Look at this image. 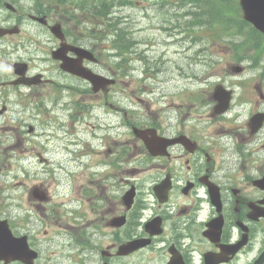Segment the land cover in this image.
<instances>
[{"label": "rangeland", "instance_id": "374dc122", "mask_svg": "<svg viewBox=\"0 0 264 264\" xmlns=\"http://www.w3.org/2000/svg\"><path fill=\"white\" fill-rule=\"evenodd\" d=\"M29 2L40 4L42 0H30ZM132 2L133 3L123 7H114L113 12L110 14V17H119L122 21L121 25L129 28L128 34H122L125 39L121 36L115 37L106 56H104V46L109 45H107L104 40L101 41V39L94 38L90 43V47L96 52L98 59V62L92 63L93 67L96 69L97 64L101 65V68L104 69L102 74L106 77H112V83L114 84L109 83L105 86V90L99 89L93 91L86 81H80L76 78L69 77L71 81L70 84L74 85L75 89L78 90L77 93L72 94L77 95L80 93V106L84 111L80 112V109L77 111L73 110V113L69 117H65L64 111H60L58 108L63 103L62 98L57 97L54 92L50 90L41 91L40 89H43V87H38L40 90L38 94L37 92H27L23 96L16 97L17 94L14 92V99L7 100L6 103L10 106L11 112L5 113L3 117H0V139L3 142L2 154L0 156V190L5 185V193L10 194L12 197L22 199L25 193L28 195L32 185L40 186L42 179L45 180L48 191V187L52 185L48 179L57 175V178L61 181L62 187L60 185L55 188L49 187V192L51 194L49 202L55 203L50 205L51 207H55V211L57 205L63 207L59 199H61L65 193L66 199L74 197V187L78 181H85L89 178L91 173L102 172L101 166L97 164L96 155L91 154V144L96 141L102 147L103 140L105 139L108 141L109 146L112 145V150H114L115 145H118L120 142L119 131L115 128V124L108 129L105 124L106 128H95L94 124L99 125L101 122H112L115 119L113 113H102L104 107L109 105L118 107L124 102L127 103V100L131 97L135 100V102L133 100L134 103L131 104L132 114H135L134 105L137 102V97L135 93H133L135 87L133 86L134 81L132 78L134 77L140 79L138 84L140 87L138 90H141V86H144L146 91L152 87L154 89V92H151V94L146 96L141 95L145 100L141 101V103L135 107L137 120L143 116L155 117L159 107L167 109V114H171L169 111L175 109L174 105L176 102L174 99L171 100L169 95L175 93L179 95L185 88L190 89L192 85L198 83V90H193V92L200 95V98L204 95V92H202L203 89L210 91L213 85L219 82L223 86L235 90L236 97L233 104L234 109H253L254 101L257 99V93L253 92L251 88L245 89L242 86L238 87V84L244 77H246V81H258L262 72V66H264V55H259L260 52L258 50L250 49L243 52L242 59L239 63H236L237 61L231 59V52L224 43L228 40L235 42L241 41L244 37V31L237 30V28H234L235 30L227 28L224 24H219L213 28H204L202 26V29L199 31H184L182 28L188 24V19L182 18L183 12L186 11V6L182 7L171 1L166 2L165 7H157L153 4L152 0H132ZM46 8H49V5H46ZM189 8L191 7H188V10ZM2 11H4V9H2ZM238 11L237 9V12ZM55 16L59 17L60 12L55 13ZM64 18H67V16ZM188 18H191V16H188ZM64 24L68 26L64 27ZM64 24H62L63 28H69L75 33H84L85 28L89 30L87 25L83 28L82 25L76 26L66 19ZM96 27L99 26L96 25ZM241 27L242 25L239 28ZM244 28L246 29V27ZM107 33L108 32L105 30L95 32L97 36ZM33 34L34 30L28 29V31H24L19 36V39L28 43L31 46V50L37 52L39 49L35 50L34 45L29 42V36H33ZM68 38L73 40L74 37L68 34ZM127 39L131 41L136 49L139 50V53H142L145 58H150L154 61L152 67L156 68V70L153 71V81L147 78L149 77L148 74L146 77L145 73H141L143 66L139 58L132 61V65H134L132 75H119L120 69L117 65L112 64L109 68V57L116 54L117 47L120 46L119 43L121 47L126 46L128 44ZM13 40H15V38H9L6 43L11 44ZM3 49L10 48H6L5 44L0 42V72L3 75H8L10 69H12V61L14 60L13 57L15 52L5 54ZM258 55L259 58L257 59ZM54 61L55 60H53L51 64L54 72L52 71L50 76L47 72L46 73L48 77L56 81L59 74L55 68ZM157 62H160L159 65H157ZM35 63L37 62H34V64ZM230 64H240L243 67H247V71L242 75L241 73L233 74L228 69ZM148 66L150 67V65ZM236 75H238V77H235ZM121 79H123L125 84L120 82ZM204 80L205 84H203ZM4 86H6V88L2 89L16 90L9 87V85ZM261 87L264 89V81ZM64 90L65 89H61V96H67ZM150 98H155L157 100V105L150 106L149 108L147 107V103L149 105L151 104L146 100H150ZM72 99L75 100V97H72ZM167 104L170 105L167 106ZM30 111H34L35 113H30ZM197 111L198 109L195 108L194 112ZM242 118L243 114L238 117V119ZM20 124H22L21 127L24 129H26L28 125H32L34 129V135L30 137L31 141L29 146H25L26 148H30L29 152L24 145H17L16 148L13 149L8 148L13 141V133H11V131L9 132L10 126H19ZM93 132L98 135L96 140L91 138ZM73 136L77 138L74 139ZM74 143L76 145H73ZM83 148L86 149L84 150ZM21 149L24 152H22ZM94 150L96 149L94 148ZM258 150L259 155L263 157L264 150ZM86 152L88 154H86ZM37 153H40L41 156L45 157L48 161L40 162ZM74 155L76 156L75 160H73ZM128 166L131 167L132 171L136 172L140 171V168L143 167V165L135 163L133 158L131 161H127L123 165V168ZM67 172L71 174L67 175ZM131 175L132 174L129 176ZM158 175V172L146 170L145 172H139L136 179L141 183H148L154 181ZM45 176H47V178ZM77 188L78 185L75 187V190L76 193H79ZM1 196L5 199L8 197L7 194L3 193H1ZM44 197L45 200H48L45 193ZM75 202L76 201H74V203ZM112 205L113 208L120 209L118 203L114 202ZM64 211V215L57 213L62 220L61 225L46 223L43 226L36 227V236L46 238L62 237L65 229L73 230L86 222L90 224L87 225L86 231L84 232V235L87 236L90 232L94 231L95 226H100L101 224L98 218H96L95 213L91 210L82 209L77 213L71 210ZM72 214H74L76 219L81 223H73L70 218ZM91 221H94L95 224ZM68 224L75 227L71 228L66 226ZM201 228V224L196 225L191 230V234H195V237L198 236L202 238ZM258 228H261V225L257 228L255 226V230ZM71 240L74 241V238L72 237ZM99 241L101 242L100 238ZM105 243L106 240L102 241L99 248L105 245ZM149 249L150 246L141 250L133 258V262L141 264ZM67 251L69 252L71 250L67 249ZM44 253H50V256L55 258L52 254L54 252L49 249H45ZM253 253L254 249L246 256L249 257ZM61 256L62 254L60 253L59 257ZM79 259H81V257H79ZM129 261L130 256H124L122 259L113 260L112 262H124V264H129Z\"/></svg>", "mask_w": 264, "mask_h": 264}, {"label": "flooded vegetation", "instance_id": "af4514ba", "mask_svg": "<svg viewBox=\"0 0 264 264\" xmlns=\"http://www.w3.org/2000/svg\"><path fill=\"white\" fill-rule=\"evenodd\" d=\"M22 16L23 15L20 14L17 17H12L11 22H20ZM0 20L3 21L2 17H0ZM46 26L47 25L44 24L43 26L39 25L41 30H44ZM17 59H15L14 62H20L19 60H21L22 57ZM23 61L25 62L23 63L24 65H17V74L13 71L14 74L7 78L6 82H9L12 79L15 81L18 78V80L22 82L29 83L31 77L38 73L31 69V64L26 60ZM3 85H5V82ZM261 98L264 99V95ZM263 99L255 101L256 107L253 108V113L257 111V108L262 109L260 105L264 103ZM2 107H5L2 113L8 110V106L3 103L2 94L0 93V108ZM220 118L221 116L215 117L208 123L211 128L209 126H201L191 123L185 127L183 133L189 138V140L196 142L197 146L193 143H190L187 146L178 143L172 147L171 153H173L174 156L173 165L176 167L166 170V172L171 175L172 185L167 200L160 203L156 199L151 191L155 182L150 186V190L148 191V193H151L152 195V201L162 207L161 210H156V213L149 217H145L143 221H132V213H130V210L122 209L123 212L118 213L115 207L113 208V195L112 197L107 196L105 200H103L104 194H106L108 189L114 190L122 188L125 180V178L122 177L125 170H122L118 173L120 179L118 185H115L114 183L102 185L98 183L99 181L97 183L96 181L92 182L93 184L89 187L93 194L88 198L91 206L88 204L87 196L85 199L80 198L81 206H88V208L95 213L96 218L100 219V222H103L104 220L105 222H103L104 228H100L98 225L95 227V235L94 232H90L85 238H83L82 235L73 231V234L78 238L76 239L72 233L69 234L70 238H75L80 245L78 250H76L77 252L74 251L73 253L67 254V247L71 248L74 244L71 241L67 242L65 240L66 237H37L34 226H16L14 221L9 222L14 227V236L17 237L21 235L18 234L20 229L24 232L29 238V246L33 250L35 249V260L31 259L25 263V261L20 258L15 256L12 257L13 250H17L19 245L13 244V241L10 243L8 240L7 245L0 250V256L6 258L4 262L0 261L2 262L0 264H95V260L98 261L97 264H116L112 261L117 260L118 257L110 251V248L114 247V244L117 242L115 239L121 244H124L141 238H147L149 239V242L138 248L130 249V252H133L132 254H138L141 250L150 246L148 253H146V258H150L152 261L156 262V264H260L261 259L259 258L255 261L254 254L249 257L246 256L249 253V250H251L250 239L246 240L245 244H243L240 239L242 237V231L239 228H237V234L233 238H231V233L228 234V237L220 236L219 239L206 238L204 236L202 238L198 236L194 237L195 234H191V230L196 225H192L188 228L187 235L191 238L189 241L183 239L180 234L175 233L176 223L173 220L175 219L174 216L176 214L170 213L171 209L174 208L175 205L179 206L178 208L182 212H186L189 209V206L193 204L195 194L197 193L195 186L201 183L200 180L203 179V177H201L202 173H207V178L210 181H213L217 177L216 174L211 171L214 161V147L212 146V143H216L215 135L217 136V134L223 133L221 126L217 127ZM259 131L257 130L255 133L248 134V138L260 139L254 143L264 149V132ZM204 140L210 141V143L205 144ZM106 146H109V143L104 139L102 147L99 145L100 151H97V154H100L99 160L103 163H107L108 166L111 165L112 169L114 162L117 161V164L119 165L118 169H122L123 161H127L131 155L130 138L126 137L124 141H120L118 145H115L114 150H112V145H110L106 151ZM231 150L232 151L228 156L230 164L225 167L229 174L226 173L223 175L228 184L223 186V194L225 195L223 196V199L226 200V205L221 207V211L227 219H232L234 217V223L238 224L243 232H246L248 237L253 226L258 222L254 218H248V216L252 215L250 207H253L254 204L259 206L260 210H264V180L257 186L252 184L253 180L264 178V156L261 157L259 151H249L245 153L246 151L243 150L240 145L231 148ZM251 155L253 157H251ZM250 157L254 163L252 169L249 170V172H245L244 162L246 159H250ZM154 160L162 161L160 157L155 158ZM189 161L191 163H189ZM180 165L184 167L183 171L182 169H179ZM106 176L108 177V174ZM109 176L114 177V172L109 174ZM161 176V174L158 175L154 181L157 182L158 179L160 180ZM177 181H181L182 183H178ZM136 186L138 187L139 185L136 184ZM137 193H139V191H137ZM40 211L44 212V209H41ZM111 216H113L114 221L112 222V225H109L111 224V221L109 220ZM154 217L160 218V231L151 234L148 232V224ZM0 219L6 218L0 215ZM123 220L124 222H122ZM46 221L50 222L49 220ZM51 223L61 225V222H58L57 220H54ZM202 225L201 234L202 230L205 228V225ZM3 234V227H1L0 240L3 237ZM100 237L104 238L101 239V241L106 240L107 242L108 238L111 240L105 250L98 248V245L101 244L99 241ZM83 239L85 240V247H82ZM36 245L39 249H37ZM246 246H248L249 249L245 248ZM171 247L172 250H170ZM45 249L53 251L54 253L52 254L55 258L51 257L50 253L45 254ZM36 251L42 254V257L38 260ZM193 251L195 252L194 254ZM60 253L62 254L61 257H59ZM79 257H81L82 261ZM262 264H264V260Z\"/></svg>", "mask_w": 264, "mask_h": 264}, {"label": "trees", "instance_id": "16d2710c", "mask_svg": "<svg viewBox=\"0 0 264 264\" xmlns=\"http://www.w3.org/2000/svg\"><path fill=\"white\" fill-rule=\"evenodd\" d=\"M85 1L86 0H82L84 4L86 3V8L90 9L92 5ZM234 1L235 0H176V3L180 6L191 7L190 14H192V17L196 20H200L204 17L209 20L207 22L210 26H217L219 24H226V23H231L233 25L238 26L239 23L235 17ZM212 6H219L216 16L213 18L205 17L204 14L206 10Z\"/></svg>", "mask_w": 264, "mask_h": 264}, {"label": "water", "instance_id": "95a60500", "mask_svg": "<svg viewBox=\"0 0 264 264\" xmlns=\"http://www.w3.org/2000/svg\"><path fill=\"white\" fill-rule=\"evenodd\" d=\"M243 7L247 14L252 12L253 17L246 18L252 19L255 25L263 26L264 29V0H245Z\"/></svg>", "mask_w": 264, "mask_h": 264}, {"label": "bare ground", "instance_id": "6f19581e", "mask_svg": "<svg viewBox=\"0 0 264 264\" xmlns=\"http://www.w3.org/2000/svg\"><path fill=\"white\" fill-rule=\"evenodd\" d=\"M222 8V7H221ZM220 8V9H221ZM219 9V6H212V7H209L206 12H205V17L207 18H213L216 16V13H217V10ZM123 38V37H122ZM125 39V38H123ZM119 45L121 46V44L119 43Z\"/></svg>", "mask_w": 264, "mask_h": 264}]
</instances>
